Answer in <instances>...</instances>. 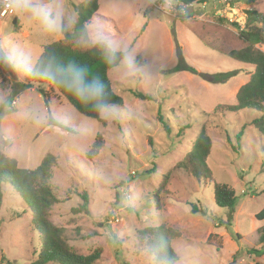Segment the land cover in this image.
<instances>
[{
	"label": "rangeland",
	"instance_id": "1",
	"mask_svg": "<svg viewBox=\"0 0 264 264\" xmlns=\"http://www.w3.org/2000/svg\"><path fill=\"white\" fill-rule=\"evenodd\" d=\"M84 1L42 0L75 20ZM229 3L203 0L181 10L170 0H98L89 24L102 26L131 54L130 63L121 55L108 70L122 103L110 105L114 114L100 115L101 121L78 114L48 83L24 86L25 75L0 62V150L27 169L46 153L57 157L51 186L58 203L50 219L64 228L75 252L88 254L99 247L97 264H165L136 248L138 230L164 224L179 231L171 240L178 256L174 264L252 262L251 250L259 247L258 230L264 226V219L255 218L264 207V146L254 127L246 125L257 114L242 109L221 115L215 107L234 104L237 89L253 70L229 58L228 51L244 46L238 34L247 25L245 10L264 12V0ZM62 37L44 31L26 14L0 16V53L15 47L36 60L44 44ZM176 65L194 72L173 70ZM229 71L236 75L226 82L210 79ZM135 90L153 99L139 100ZM158 108L168 132L158 121ZM53 109L68 114L69 122L59 123L67 130L33 119L34 112ZM202 127L212 141L205 161L211 180H197L183 168L173 170L158 194L157 210L154 197L162 175L191 150ZM98 137L101 146L88 158ZM214 182L234 189L232 210L214 203ZM1 192L0 264L2 257L29 264L39 249L31 212L8 184ZM83 193L87 211L74 212Z\"/></svg>",
	"mask_w": 264,
	"mask_h": 264
},
{
	"label": "trees",
	"instance_id": "2",
	"mask_svg": "<svg viewBox=\"0 0 264 264\" xmlns=\"http://www.w3.org/2000/svg\"><path fill=\"white\" fill-rule=\"evenodd\" d=\"M177 5H188L199 3L203 0H170ZM253 1V0H250ZM98 9V0H85L77 7L76 20L69 31H65L61 39L46 43L42 46L41 54L37 59L45 61L48 57H55L56 60L67 65L74 63L88 71L90 79H96L103 83L105 87L106 99L109 105H120L122 98L115 93L108 78V70L112 68L120 59L121 55L112 63H108L100 50L94 47L79 46L81 34L85 26L89 24L90 19L96 14ZM247 25L244 30L239 31V38L244 43L239 49L228 51V57L244 65L252 67L248 80L239 86L235 94L234 104H218L215 111L219 114L237 113L242 109L256 111V117L250 120L246 125L253 126L259 136L262 138L264 146V12H257L253 9L245 10ZM184 19L183 16H177ZM15 18L12 23L15 24ZM236 25V24H235ZM238 27V26H236ZM239 28V27H238ZM36 59V60H37ZM173 70L184 69L194 72V69L186 65H176ZM171 69V70H172ZM236 75L235 71L226 73H216L210 79L213 82H226L230 77ZM33 83L44 84L47 81L34 78L23 77V85L32 86ZM50 84V83H48ZM54 87L70 106L80 115L86 118L100 120V114L91 104H82L78 102L71 93L63 87ZM134 97L139 100H152L151 94L140 90L132 92ZM2 105L0 104V113ZM158 121L162 124L166 132L169 131L166 121L160 114V108L157 111ZM49 123L57 128L67 130L68 127L50 120ZM245 125L242 126V129ZM242 130L238 133L240 138ZM212 141L209 135L202 127L193 141L191 150L175 164L173 168L164 173L161 182L156 188L154 201L156 209L160 210L159 192L166 189L170 173L175 169L183 168L187 173L193 175L197 180H211L210 170L206 165V158L210 154ZM101 146V138L98 137L90 150L86 153L88 158L97 154ZM57 165V157L51 153H46L40 163L32 169L22 168L18 161L6 155L0 150V206L2 199L1 187L8 184L16 195L22 199L31 212V224L39 236V249L36 257L29 264H97L101 257L102 250L97 247L88 254H80L73 250L72 246L64 233V228L57 226L50 219V212L58 199L51 186L52 169ZM154 168H151V172ZM82 204L74 212L82 210L87 211V195L82 194ZM213 200L221 208L232 210L236 205V194L234 189L225 183H213ZM192 212L196 208L192 206ZM257 220L264 219V207L255 214ZM259 231V247L251 250L252 262L245 264H264V226ZM179 235L177 229L168 227L164 224L158 226H147L136 233V248L138 251H144L148 256L153 257L156 262L165 264H174L178 256L171 246V240ZM4 264H12L5 257L1 258Z\"/></svg>",
	"mask_w": 264,
	"mask_h": 264
},
{
	"label": "clouds",
	"instance_id": "3",
	"mask_svg": "<svg viewBox=\"0 0 264 264\" xmlns=\"http://www.w3.org/2000/svg\"><path fill=\"white\" fill-rule=\"evenodd\" d=\"M8 7L14 12L26 14L29 19L38 22L44 31L57 37H62L75 22V17L67 15L59 6L42 0H9ZM78 44L97 48L108 63L115 61L118 55H123L128 63L131 62L127 46L116 40L100 25L85 26ZM0 62L22 72L25 76L63 87L78 102L91 104L103 118L114 114V108L107 103L103 83L90 79L87 69L79 65L74 63L63 65L55 57H48L45 61L33 60L30 55L15 47L0 53ZM33 119L37 123H46L49 120L65 124L69 122L68 114L54 109L47 113L34 112Z\"/></svg>",
	"mask_w": 264,
	"mask_h": 264
},
{
	"label": "built area",
	"instance_id": "4",
	"mask_svg": "<svg viewBox=\"0 0 264 264\" xmlns=\"http://www.w3.org/2000/svg\"><path fill=\"white\" fill-rule=\"evenodd\" d=\"M229 1H231V0H220V2H222L224 5H230ZM8 3H9V0H0V16H4V15L7 16V15L13 14V11L8 7ZM192 5H193V3L188 4V5L182 4V5H178V6L180 7L181 10H183L185 7H189ZM171 8L172 9H169L170 13H172L171 11L175 10L174 7H171ZM222 11H224V10H222ZM218 13L220 14L219 10H218ZM222 13H225V12H222ZM239 29H240V27H239ZM243 29H245V28H243ZM243 29H241V30H243Z\"/></svg>",
	"mask_w": 264,
	"mask_h": 264
}]
</instances>
